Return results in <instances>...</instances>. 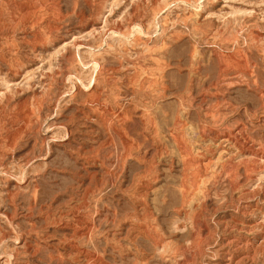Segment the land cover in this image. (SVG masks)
Listing matches in <instances>:
<instances>
[{
  "label": "rangeland",
  "instance_id": "obj_1",
  "mask_svg": "<svg viewBox=\"0 0 264 264\" xmlns=\"http://www.w3.org/2000/svg\"><path fill=\"white\" fill-rule=\"evenodd\" d=\"M0 264H264V0H0Z\"/></svg>",
  "mask_w": 264,
  "mask_h": 264
},
{
  "label": "bare ground",
  "instance_id": "obj_2",
  "mask_svg": "<svg viewBox=\"0 0 264 264\" xmlns=\"http://www.w3.org/2000/svg\"><path fill=\"white\" fill-rule=\"evenodd\" d=\"M157 243V242H156Z\"/></svg>",
  "mask_w": 264,
  "mask_h": 264
}]
</instances>
